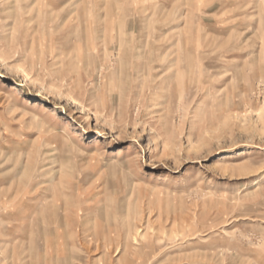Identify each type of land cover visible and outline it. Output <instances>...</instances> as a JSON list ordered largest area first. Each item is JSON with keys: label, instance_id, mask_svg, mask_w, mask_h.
Here are the masks:
<instances>
[{"label": "rangeland", "instance_id": "obj_1", "mask_svg": "<svg viewBox=\"0 0 264 264\" xmlns=\"http://www.w3.org/2000/svg\"><path fill=\"white\" fill-rule=\"evenodd\" d=\"M0 203V264H264V0H0Z\"/></svg>", "mask_w": 264, "mask_h": 264}, {"label": "crops", "instance_id": "obj_2", "mask_svg": "<svg viewBox=\"0 0 264 264\" xmlns=\"http://www.w3.org/2000/svg\"><path fill=\"white\" fill-rule=\"evenodd\" d=\"M0 204H1V203H0ZM21 210H22V209H21ZM61 210H62V212H60L59 216H60L61 221H62V222H65V221H67V220H65V219H64V216H63V215H64V214H63L64 209L62 208ZM11 213H13V212H12V211H10V212H3V214L6 215V216L10 215ZM26 213H27L26 210H22V211H21L22 216H24V217H22V222H21L22 224H23V222H24V219H23V218H25V217H26L25 215H27ZM23 214H24V215H23ZM51 214H52V216H53L54 211L51 210ZM27 218H28V217H27ZM29 221H30L29 223H30V226H31V225L34 223V221H32V220H29ZM37 222H38V223H37ZM42 222H43V219H41V220H36V221H35V223H37V224H41ZM69 222L71 223V225H73L74 222H75V220H71V219H69ZM49 223H52V220H51V221L49 220ZM65 223H66V222H65Z\"/></svg>", "mask_w": 264, "mask_h": 264}]
</instances>
